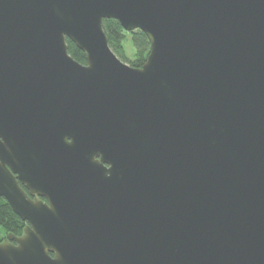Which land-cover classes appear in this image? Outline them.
I'll return each mask as SVG.
<instances>
[{
	"label": "water",
	"instance_id": "obj_1",
	"mask_svg": "<svg viewBox=\"0 0 264 264\" xmlns=\"http://www.w3.org/2000/svg\"><path fill=\"white\" fill-rule=\"evenodd\" d=\"M0 196V264H264V0H0Z\"/></svg>",
	"mask_w": 264,
	"mask_h": 264
},
{
	"label": "trees",
	"instance_id": "obj_2",
	"mask_svg": "<svg viewBox=\"0 0 264 264\" xmlns=\"http://www.w3.org/2000/svg\"><path fill=\"white\" fill-rule=\"evenodd\" d=\"M104 29L113 51L125 62L134 67H141L150 53L151 42L140 29L127 31L117 19H104ZM135 49V56L129 57L126 42L129 39ZM70 54L79 62L86 63L85 53L70 39H67ZM26 221L14 212L8 201L0 196V241L10 234L22 235Z\"/></svg>",
	"mask_w": 264,
	"mask_h": 264
},
{
	"label": "flooded vegetation",
	"instance_id": "obj_3",
	"mask_svg": "<svg viewBox=\"0 0 264 264\" xmlns=\"http://www.w3.org/2000/svg\"><path fill=\"white\" fill-rule=\"evenodd\" d=\"M69 141H71V139H69ZM99 159V157L97 158ZM106 168H110V164L108 163H105L104 164ZM19 183L21 185V187L24 189V191L26 192V194L32 199V200H36L37 198L41 199L42 201L46 202V203H50V200L48 198V196H44V195H41L39 193H34L33 191H36V190H32V188H30L29 184H28V181H24V180H21L19 179ZM28 222H26V225L27 226Z\"/></svg>",
	"mask_w": 264,
	"mask_h": 264
},
{
	"label": "rangeland",
	"instance_id": "obj_4",
	"mask_svg": "<svg viewBox=\"0 0 264 264\" xmlns=\"http://www.w3.org/2000/svg\"><path fill=\"white\" fill-rule=\"evenodd\" d=\"M126 45H127V51H128L129 57L133 58L135 56V49H134V46L132 44V40L130 37L126 42Z\"/></svg>",
	"mask_w": 264,
	"mask_h": 264
}]
</instances>
